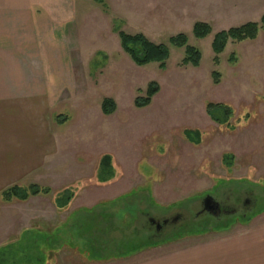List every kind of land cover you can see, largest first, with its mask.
<instances>
[{
    "label": "rangeland",
    "instance_id": "1",
    "mask_svg": "<svg viewBox=\"0 0 264 264\" xmlns=\"http://www.w3.org/2000/svg\"><path fill=\"white\" fill-rule=\"evenodd\" d=\"M68 3L66 43L61 31L66 28L53 25L54 40H64L62 47L54 43V55L63 53V69L68 70L53 110L58 152L52 179L41 182L54 192L76 180L85 187L62 215L48 198L35 199L23 211L52 218L54 226L43 231L60 222L69 225V245L53 257L54 264H132L179 256L264 224V31L255 40H230L218 56L212 49L218 31L259 21L264 0ZM196 22L208 23L212 32L196 38ZM120 31L143 33L156 44L185 33L202 53L200 64H184L185 49L170 46L165 69L157 62L139 66L123 50ZM151 81L159 83V92L150 105L136 107L135 99L145 95ZM105 98L116 103L110 115L102 112ZM209 102L232 107L233 128L211 120ZM185 129L200 131V143L191 142ZM103 154L113 158L115 181L91 186ZM225 154L233 155L229 167ZM209 196L229 213L214 218L202 210ZM246 199L250 204L244 206ZM87 210L95 216L90 222ZM151 218L162 225L159 233ZM12 239L16 243L5 244ZM44 247L39 233L2 236L0 260L39 263Z\"/></svg>",
    "mask_w": 264,
    "mask_h": 264
},
{
    "label": "crops",
    "instance_id": "2",
    "mask_svg": "<svg viewBox=\"0 0 264 264\" xmlns=\"http://www.w3.org/2000/svg\"><path fill=\"white\" fill-rule=\"evenodd\" d=\"M69 1L0 0V238L39 233L44 236L42 250L56 255L69 245V225L60 222L50 232L43 231L54 226L49 224L52 218L34 217L33 213L26 210L23 214V211L35 199L48 198L57 215H62L85 187L83 180H76L54 192L49 183L41 182L52 179L54 155L58 152L56 138L60 132H54L53 110L58 104V90L67 85L68 70L63 69V53L57 51L54 55V43L62 47L64 40L63 37L54 40L53 25L66 28L61 30L66 43L68 10L72 7ZM97 173L96 180H89L91 186L114 183L115 177L107 183L97 182ZM15 184L49 186L52 191L27 201L3 200L1 192ZM67 187L77 188L75 195L67 207L59 208L56 197ZM87 211V218L94 216L92 211ZM36 219L40 223L32 222ZM16 241L4 242L11 245ZM54 259L48 264H54ZM132 264H264V224L205 243L179 256L144 259Z\"/></svg>",
    "mask_w": 264,
    "mask_h": 264
},
{
    "label": "trees",
    "instance_id": "3",
    "mask_svg": "<svg viewBox=\"0 0 264 264\" xmlns=\"http://www.w3.org/2000/svg\"><path fill=\"white\" fill-rule=\"evenodd\" d=\"M96 2L103 4L104 0H95ZM261 31H264V14L259 21H249L239 26L231 27L227 30H221L215 33L212 41L213 52L218 56L221 54L229 41L243 42L247 40H255L258 38ZM212 32V27L205 22H196L193 26V34L196 38H206ZM121 46L123 50L130 55L132 60L139 66L157 62L161 69L166 68V62L170 57V46L184 48L185 57L183 59L184 64H192L193 66H199L202 53L195 47L190 45L189 38L185 33H179L171 36L167 43H159L151 41L143 33L129 34L124 31L119 32ZM217 61V57L215 58ZM216 78L215 83H218V74L214 73ZM160 85L155 81H151L145 91V95L138 96L135 99V106L138 108L146 107L151 104L153 97L159 92ZM102 112L105 115H110L116 110V103L112 98H105L102 102ZM206 111L211 120L218 125H228L230 119L233 116V109L226 103H214L209 102L206 106ZM64 120V119H61ZM233 128V126L231 127ZM184 133L191 142L200 143L201 133L198 130L185 129ZM232 154L224 155V163L229 167L232 165ZM115 177V166L113 158L110 154H103L100 158L97 178L99 183H107ZM75 187H67L60 192L56 197V204L59 208L67 207L75 195ZM52 189L48 186H41L38 184H30L28 186L12 185L1 192L2 199L5 201H12L18 199L20 201H27L32 196L48 195ZM95 219V216L87 218L86 222H90ZM98 225V223H96ZM96 225V226H97ZM72 232H75V228ZM196 234V233H195ZM198 234V233H197ZM154 242L150 243L153 244ZM44 251L43 259L37 264H48L52 262L53 257L56 256L55 252ZM82 252V251H81ZM52 254V255H51ZM54 262V261H53ZM0 264H6L3 260H0ZM12 264V263H11ZM23 264V263H15ZM32 264V263H24Z\"/></svg>",
    "mask_w": 264,
    "mask_h": 264
},
{
    "label": "flooded vegetation",
    "instance_id": "4",
    "mask_svg": "<svg viewBox=\"0 0 264 264\" xmlns=\"http://www.w3.org/2000/svg\"><path fill=\"white\" fill-rule=\"evenodd\" d=\"M202 204H203V208H202V210H204V209H205V210H208L214 218H220V217H222V216H221L222 214H224V213H225V214L229 213V211H228V207L225 206V205H223V204H221V203H220L219 201H217L214 197H212V199L210 200V208H207L204 202H203ZM248 204H250V200H249V199H246V200L243 202V205H244V206H247ZM202 213H205V212H202ZM174 219H176V217H175ZM150 222H151L153 225L156 226V232L159 233V232L161 231L160 227H162V225H160V224L154 222V220H153L152 218L150 219ZM164 223H165V221H164Z\"/></svg>",
    "mask_w": 264,
    "mask_h": 264
},
{
    "label": "water",
    "instance_id": "5",
    "mask_svg": "<svg viewBox=\"0 0 264 264\" xmlns=\"http://www.w3.org/2000/svg\"><path fill=\"white\" fill-rule=\"evenodd\" d=\"M212 199L211 196L207 197L206 200L204 201L205 205L207 208H210V200Z\"/></svg>",
    "mask_w": 264,
    "mask_h": 264
}]
</instances>
